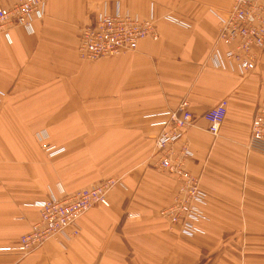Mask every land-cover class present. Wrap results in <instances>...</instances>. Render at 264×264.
Wrapping results in <instances>:
<instances>
[{"label": "crops", "instance_id": "obj_1", "mask_svg": "<svg viewBox=\"0 0 264 264\" xmlns=\"http://www.w3.org/2000/svg\"><path fill=\"white\" fill-rule=\"evenodd\" d=\"M230 4L47 0L32 30L0 32V264H264V154L247 146L264 94V53L248 74L213 65ZM117 6L153 14L158 40L82 59L83 27ZM183 99L195 115L182 140L194 152L186 167L208 193L205 233L193 239L173 234L160 215L177 182L158 169L155 139L165 112ZM222 99L228 113L214 135L204 113ZM43 143L61 151L49 155ZM108 178L119 179L110 205L81 216L78 235H58L29 254L1 249L17 247L39 220L37 201Z\"/></svg>", "mask_w": 264, "mask_h": 264}, {"label": "built area", "instance_id": "obj_2", "mask_svg": "<svg viewBox=\"0 0 264 264\" xmlns=\"http://www.w3.org/2000/svg\"><path fill=\"white\" fill-rule=\"evenodd\" d=\"M44 16L45 0H20L8 7L0 6V32H7L16 25L32 30L33 21ZM219 22L216 45L211 55L213 65L226 70L235 71L237 68L241 72L253 69L258 60L257 54L264 49V0H231L230 8L223 16L220 15ZM147 37L159 38L155 16L151 14L143 18L117 6L113 13L103 11L93 15L83 27L79 55L82 59L96 60L121 54L137 49L139 42ZM222 44L226 49L221 47ZM1 104L0 98V107ZM227 107L228 101L224 99L205 112L204 117L212 134L219 133ZM257 109L247 146L250 150L264 153V98ZM165 116L162 130L155 139L160 155L157 167L174 176L180 185L169 206L163 210V215L176 224L182 234L192 236L204 233L199 221L208 219V215L198 204H205L206 193L199 188V177L185 167L193 151L188 142L182 141L188 129L195 125V115L189 101L183 99L175 109L166 111ZM42 149L49 155L61 151L49 143H43ZM118 183L119 179H102L77 191L37 201L39 220L21 235L17 247L1 249L16 248L23 254H29L58 235H78L75 224L79 218L92 208L109 206V191ZM69 227H73L71 234L66 232Z\"/></svg>", "mask_w": 264, "mask_h": 264}, {"label": "rangeland", "instance_id": "obj_3", "mask_svg": "<svg viewBox=\"0 0 264 264\" xmlns=\"http://www.w3.org/2000/svg\"><path fill=\"white\" fill-rule=\"evenodd\" d=\"M46 3H47V0H45V8H46ZM230 3H231V0H230ZM13 5V4H12ZM1 6V5H0ZM11 6V5H10ZM230 6H231V4H230ZM230 6L228 7V9L230 8ZM3 7H8V6H3ZM227 9V10H228ZM219 25H220V22H219ZM218 25V26H219ZM16 26H21V27H24V26H22V25H16ZM16 26H14V27H16ZM14 27H11V28H9V30L7 31V32H1V33H4L5 35H9V32H10V30L12 29V28H14ZM24 28H26V27H24ZM27 29V28H26ZM219 29V28H218ZM29 30V29H28ZM263 53H264V49L262 50V52H261V54H257V56H256V58L258 59L257 60V62H256V64H255V66H254V68L253 69H251V70H248V71H245V72H241V71H239L237 68H235V70L236 71H239V73H241V74H248L249 72H251V71H253L256 67H257V65H258V62L260 61V59L262 58V56H263ZM234 70V69H233ZM263 98H264V94H263V96H262V98H261V101H260V103H259V105L262 103V101H263ZM222 100H224V99H222ZM221 100V101H222ZM220 101V102H221ZM228 101V100H227ZM259 107V106H258ZM257 107V108H258ZM1 108V107H0ZM257 110L258 109H256V111H255V113H254V116H255V114H256V112H257ZM227 113H228V107H227ZM227 113H226V116H227ZM205 114V113H204ZM226 116H225V118H226ZM253 116V117H254ZM223 124V123H222ZM252 124V123H251ZM209 129V128H208ZM250 129H251V127H250ZM215 135V134H214ZM217 135V134H216ZM250 137V136H249ZM249 141V140H248ZM50 144V143H49ZM250 150V149H249ZM255 151V150H254ZM259 152V151H258ZM261 153V152H260ZM264 154V153H263ZM193 156H194V152H193ZM192 156V157H193ZM191 157V158H192ZM186 163H187V161H186ZM185 167H186V164H185ZM187 168V167H186ZM167 174H169V173H167ZM170 175V174H169ZM170 176H172V175H170ZM195 176H197V177H199V188H200V190L202 191H204L206 194H205V204H206V202H207V199H208V193L202 188V185H201V176L200 175H196L195 174ZM175 180H176V182H177V188H176V191H175V193H174V195H173V197H172V199L174 198V196L177 194V192H178V190H179V183H178V181H177V179L174 177V176H172ZM113 190V189H112ZM112 190H110V191H112ZM109 191V192H110ZM62 193L63 192H65V191H61ZM109 195V194H108ZM109 198V197H108ZM169 203H171V202H169ZM169 203L168 204H166L164 207H162L161 208V210H160V215H161V217H162V219L168 224V226H169V228H170V230L173 232V234H175V235H178V236H181L182 238H185V239H193L194 237H196L197 235H202V234H204L205 233V231H204V233H196V234H194V235H192V236H189V235H185V234H182L180 231H179V228L176 226V224H174L168 217H166L165 215H163V210L165 209V208H167L168 206H169ZM205 204H201V203H199L198 205H200V207H201V209L203 210H205ZM88 212V211H87ZM205 213H206V210H205ZM84 215V214H83ZM82 215V216H83ZM200 222V226L202 227V220L201 221H199ZM203 228V227H202Z\"/></svg>", "mask_w": 264, "mask_h": 264}]
</instances>
